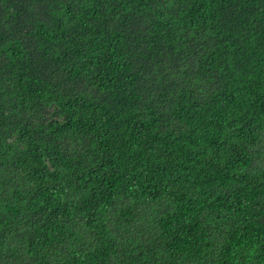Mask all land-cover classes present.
Instances as JSON below:
<instances>
[{
    "label": "trees",
    "instance_id": "16d2710c",
    "mask_svg": "<svg viewBox=\"0 0 264 264\" xmlns=\"http://www.w3.org/2000/svg\"><path fill=\"white\" fill-rule=\"evenodd\" d=\"M0 264H264V0H0Z\"/></svg>",
    "mask_w": 264,
    "mask_h": 264
}]
</instances>
